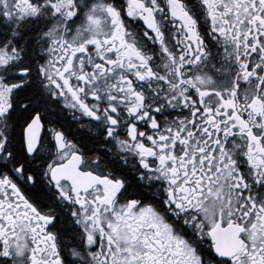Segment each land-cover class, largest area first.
I'll return each mask as SVG.
<instances>
[{"label":"snow or ice","instance_id":"1","mask_svg":"<svg viewBox=\"0 0 264 264\" xmlns=\"http://www.w3.org/2000/svg\"><path fill=\"white\" fill-rule=\"evenodd\" d=\"M0 264H264V0H0Z\"/></svg>","mask_w":264,"mask_h":264}]
</instances>
